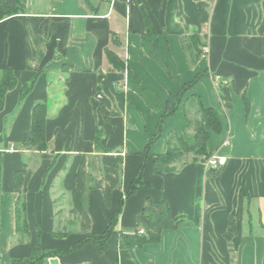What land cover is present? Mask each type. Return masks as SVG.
I'll return each instance as SVG.
<instances>
[{"label": "crops", "instance_id": "0c3cea01", "mask_svg": "<svg viewBox=\"0 0 264 264\" xmlns=\"http://www.w3.org/2000/svg\"><path fill=\"white\" fill-rule=\"evenodd\" d=\"M88 1L90 7L81 0H26L24 14L0 21V79L3 70L16 78L0 112V264H30L35 249L64 252L48 257L46 264H264V0H202L206 24L200 23L194 0H140L170 75L143 51L138 0ZM193 34L207 36V54L189 67L179 37ZM106 49L125 63L141 88L159 98L157 110L127 87L125 74L110 70ZM205 72L185 98L195 95L217 113L221 132H211L205 148L225 162L215 175L202 162L156 175L153 160L165 153L169 134L187 131L182 105L164 119L144 157L148 136L156 133L159 117L181 84ZM222 77L233 83L227 112L213 80ZM27 85L31 90L20 99ZM38 102L47 107L48 149L24 151L20 146ZM97 129L101 146L118 151L123 164L110 206L100 190H89L83 201L91 233L105 231L120 198L123 206L102 255L92 245L67 253L85 237L71 213V190L81 156L95 154ZM21 164L31 173L22 196L27 233L17 231L15 221L14 173ZM142 164L147 187L125 198ZM148 199L164 201L177 228L164 229L157 244L119 249V233L137 230V215ZM229 221L235 227L230 243L225 238ZM57 230L65 236L54 237Z\"/></svg>", "mask_w": 264, "mask_h": 264}, {"label": "trees", "instance_id": "16d2710c", "mask_svg": "<svg viewBox=\"0 0 264 264\" xmlns=\"http://www.w3.org/2000/svg\"><path fill=\"white\" fill-rule=\"evenodd\" d=\"M83 4L90 7L88 0H81ZM198 7V16L201 24L208 22V9L202 0H194ZM145 26V32L141 35V45L145 54L154 60L168 75L171 74L167 65L163 51L158 43V35L148 20L144 7L138 0ZM26 0H0V21L25 13ZM111 41L118 45L116 36L111 34ZM179 42L185 56L187 65L193 67L201 58L206 57L203 48L207 47L206 35H183L179 37ZM43 55L42 47L37 52L36 61L38 62ZM105 58L111 71H116L126 76V84L129 89L136 92L153 110L159 108L160 100L152 92L140 86L138 78L127 68L125 63L111 50H105ZM207 73L198 74L189 83H182L180 91L172 95L173 104L166 107L165 112L159 117L157 130L153 136H148V141L143 151V156H149L151 145L159 138L161 126L165 118L172 116L175 111L183 106V112L187 120V131L184 134H169L165 153L157 155L153 160V170L156 175H164L178 170L186 163L202 162L207 165V161L212 157L206 151V142L209 134L221 132V122L214 109L205 108L199 97L185 95L195 87L200 79ZM217 86V94L220 104L225 112L232 108V98L230 86L231 80L222 77L213 78ZM32 85V84H31ZM31 85H27L20 90V99H23L31 90ZM16 87V78L10 70H3L0 79V112L3 108L5 94ZM244 107L245 115L249 112V103L245 93H239ZM45 102L34 104L31 110V124L24 133V140L20 146L21 150L29 152H45L48 147L45 141V124L47 110ZM101 131L96 130L94 136L95 154L88 158L82 155L74 177V188L71 190V213L76 216L80 232L85 237L74 245H71L65 252L80 250L87 245H92L96 253L102 255L108 248V241L118 223V217L123 206V198H120L114 208L111 218L103 233L94 235L91 233V219L83 206V201L89 190H100L103 194L106 205H111V194L120 186V174L123 164V156L115 149H107L101 146ZM190 159H188V157ZM143 164L139 167L135 178L125 193V198L134 194L140 188L147 187L142 182ZM209 175H215L216 169L207 168ZM31 173L27 166L21 164V169L14 173V191L18 194L15 202V221L17 231L27 233L26 225L23 221L24 203L22 196L27 189V183ZM178 223L171 219L168 205L164 201L154 202L146 200L140 214L136 218V231L134 233H119L117 246L119 249L143 248L147 244H157L161 239V232L164 229L174 230ZM235 233L233 221H229V226L225 234L227 242L230 243ZM65 232L55 231L54 237H64ZM59 251L35 249L27 259L30 264H46V259L51 256H59Z\"/></svg>", "mask_w": 264, "mask_h": 264}, {"label": "built area", "instance_id": "2783aa9c", "mask_svg": "<svg viewBox=\"0 0 264 264\" xmlns=\"http://www.w3.org/2000/svg\"><path fill=\"white\" fill-rule=\"evenodd\" d=\"M213 1V0H208ZM203 52L207 54V47L203 48ZM225 162L224 158L210 157L207 161V168L217 169L219 166H222Z\"/></svg>", "mask_w": 264, "mask_h": 264}, {"label": "rangeland", "instance_id": "374dc122", "mask_svg": "<svg viewBox=\"0 0 264 264\" xmlns=\"http://www.w3.org/2000/svg\"><path fill=\"white\" fill-rule=\"evenodd\" d=\"M208 2H210V1H208ZM210 3H211V2H210ZM182 108H183V106H182ZM190 157H191V156H189L188 159H190ZM227 246H228V249H231V246H230L229 244H227Z\"/></svg>", "mask_w": 264, "mask_h": 264}]
</instances>
